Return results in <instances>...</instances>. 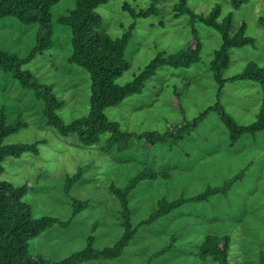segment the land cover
Returning <instances> with one entry per match:
<instances>
[{
    "label": "rangeland",
    "instance_id": "1",
    "mask_svg": "<svg viewBox=\"0 0 264 264\" xmlns=\"http://www.w3.org/2000/svg\"><path fill=\"white\" fill-rule=\"evenodd\" d=\"M177 1L111 0L97 9L104 20L102 31L113 38L122 37L135 24L126 53L130 69L117 80L121 86L133 81L158 54L189 50L195 41L201 43V60L197 64L181 68L164 66L148 81L143 93L105 110L106 116L118 123L123 133L134 135L117 141L110 150H104L109 134L90 147L80 144L76 135L60 136L43 119L44 103L11 75L0 71V110L6 109L11 123L21 115L26 124L9 135L4 144L40 142L38 155L24 153L19 158H7L1 180L15 187L28 184L33 188L23 202L30 205L34 219L53 217L68 222L74 199L89 202V207L73 218L68 227L55 225L32 240L33 256L51 263L60 262L83 250L92 235L96 237L97 250L114 245L123 228L119 201L110 187L126 188L139 174L147 175V167L168 176L142 180L130 195L135 226L146 220L160 201L196 196L208 186H222L245 170V177L237 181L228 197L218 195L208 204H186L154 225L139 227L136 239L122 257L83 264H217L212 259L200 258V249L208 235L230 240V264H259L264 254V132L255 139L244 136L232 145L219 114L211 112L179 144H157L149 148L144 138H137L154 131L176 133L218 101L240 125H249L257 119L264 100L261 87L252 81L227 82L218 99L220 86L210 64L221 46V36L203 23L192 24L186 15L175 18ZM75 2L61 0L53 7L54 48L24 67L40 82L54 85L57 97L65 101L58 115L66 123L87 117L91 106L89 74L69 63L71 29L57 23L59 17L70 14ZM126 3L136 13L155 5L157 13L135 18L129 10H124ZM189 6L204 17L220 7L219 22L232 15L234 32L245 23L247 36L255 41L254 45L230 51V66L223 72L224 80L242 73L250 62L264 67V0H250L239 10L233 9L231 0H189ZM38 31L39 26H27L16 19L1 20L0 51L27 57L36 44ZM80 169L81 179L70 196L66 195L67 178ZM173 235L177 236L175 247L152 259L168 246Z\"/></svg>",
    "mask_w": 264,
    "mask_h": 264
},
{
    "label": "trees",
    "instance_id": "2",
    "mask_svg": "<svg viewBox=\"0 0 264 264\" xmlns=\"http://www.w3.org/2000/svg\"><path fill=\"white\" fill-rule=\"evenodd\" d=\"M61 0H0V21L6 19H16L27 26H39L36 36V44L31 49L27 57H20L16 53L0 51V71L11 75L12 78L27 90H31L35 98L44 103L43 119L47 126L54 127L62 137L76 135L80 144L86 147L96 145L101 142V137L110 135L105 151L111 149L117 141L123 138L134 137L132 134L123 133L118 123L111 121L105 114V110L121 104L125 99L136 94H141L157 72L164 66L172 68L190 67L201 60V43L195 41V45L189 50H181L172 54L162 52L142 70L133 81L118 85L117 80L130 69V63L126 58V53L133 38L135 24L120 38H113L108 33L102 31L104 20L97 12V9L111 0H76L75 8L66 16L57 19V23L68 26L72 33V54L69 63L87 71L91 80L90 113L87 117L66 123L58 115V111L63 108L65 101L58 98L54 92V85H47L29 70L24 69L25 65L34 61L38 56L54 48V16L52 9ZM157 1V0H155ZM250 0H231L233 9L239 10ZM124 10H129L133 16L149 17L157 13V7L151 5L146 10L134 12L132 7L126 3ZM175 18L186 15L192 24L200 22L209 28L217 31L221 36V46L215 52L214 59L210 67L215 79L219 83L218 99L220 100L222 89L227 82L252 81L259 84L264 98V67L256 62L247 64L242 73L234 76L230 80L223 79V72L230 66V51L233 48H242L254 45L253 38L247 36V25L245 23L234 32V20L232 15H228L222 22H219L221 8L216 7L207 16L196 14L189 6V0H178L174 6ZM196 36V29L193 30ZM194 42V41H193ZM189 82L186 86H189ZM211 112H217L221 121L229 132L232 145L237 144L244 136H256L264 132V100L261 104L257 119L249 125H240L236 119L228 114L221 101L209 106L190 125L185 124L178 131H167L160 133L157 131L144 133L137 138H144L146 145L150 148L157 144H179L186 137L191 135ZM22 116L15 122H10L5 108L0 110V264H83L95 261H111L123 256L131 243L136 239L138 229L145 226L154 225L174 212L181 209L186 204H208L215 196L228 197L235 184L242 180L246 171L243 170L233 176L222 186H208L206 190L196 196L181 197L173 201H160L157 209L146 219L139 221L137 226L133 223V210L130 206V195L136 190L137 185L142 180H153L158 176H168L167 173H158L155 169L147 167V175L139 174L130 182L126 188L111 186L110 190L120 205L119 215L123 234L112 246L102 250H97L96 237L88 238L87 246L63 259L60 262H49L41 256H33L30 251V242L54 227L60 225L62 228L68 227L84 209L89 207V202H79L74 199L73 213L68 222H61L57 218L44 217L34 219L32 209L29 204L23 202V198L33 190L26 184L15 187L7 181H2L4 173L3 162L7 158H19L24 153L39 154V144H14L5 145V139L26 126L22 122ZM82 170L77 174L68 177L65 183L66 195L71 194L74 185L81 179ZM97 227V226H96ZM63 228V229H64ZM95 234V232H93ZM168 246L164 247L152 256V259L161 257L170 252L176 245L177 236L173 235ZM230 240L214 235L205 238L200 249V258L205 261L212 259L217 264H230ZM259 264H264V254L260 256Z\"/></svg>",
    "mask_w": 264,
    "mask_h": 264
},
{
    "label": "crops",
    "instance_id": "3",
    "mask_svg": "<svg viewBox=\"0 0 264 264\" xmlns=\"http://www.w3.org/2000/svg\"><path fill=\"white\" fill-rule=\"evenodd\" d=\"M187 138V137H186Z\"/></svg>",
    "mask_w": 264,
    "mask_h": 264
}]
</instances>
